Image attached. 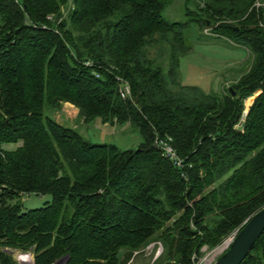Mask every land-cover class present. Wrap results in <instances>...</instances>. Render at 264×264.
<instances>
[{
    "label": "trees",
    "instance_id": "obj_1",
    "mask_svg": "<svg viewBox=\"0 0 264 264\" xmlns=\"http://www.w3.org/2000/svg\"><path fill=\"white\" fill-rule=\"evenodd\" d=\"M170 1L0 0V264H15L8 249L34 264H125L152 242L165 264H191L264 207V7L187 11L251 56L224 93L206 94L178 81L191 48L184 25L163 18ZM156 44L166 70L148 57ZM50 110L129 124L142 143L92 144ZM29 195L49 201L25 210ZM241 264H264V232Z\"/></svg>",
    "mask_w": 264,
    "mask_h": 264
},
{
    "label": "rangeland",
    "instance_id": "obj_2",
    "mask_svg": "<svg viewBox=\"0 0 264 264\" xmlns=\"http://www.w3.org/2000/svg\"><path fill=\"white\" fill-rule=\"evenodd\" d=\"M202 0H196L189 5L186 0H171L163 10V18L169 22L184 25L186 43L191 50L180 59L179 80L181 85L195 87L206 94H220L221 90L228 88L233 82L249 68V54L244 48H230L225 37L213 34L209 30H201L198 26L189 22L187 11H195L197 4ZM71 7V4H69ZM66 13V11H65ZM211 36V37H210ZM216 38L217 40H213ZM215 43V44H214ZM149 59L155 60L166 70L167 47L165 44H156L147 50ZM249 58V59H248ZM255 97V96H254ZM253 97L245 101L246 109L251 105ZM46 116L54 119L64 127L75 129L80 136L92 144H106L118 148L120 151L137 150L142 143V138L136 129L129 124L110 125L102 124L94 120L89 124H81L75 114L70 110L46 112ZM75 127V128H74ZM17 146H6V150H14ZM49 201L48 197H36L29 195L22 198L25 210L40 208ZM15 264H34L32 253L9 250ZM123 252L119 253L122 259ZM21 257L26 260L23 261ZM128 261L132 264H149L151 257L144 252ZM19 259V262H18ZM127 263V264H128ZM165 256L156 264H165ZM126 264V263H125Z\"/></svg>",
    "mask_w": 264,
    "mask_h": 264
},
{
    "label": "built area",
    "instance_id": "obj_3",
    "mask_svg": "<svg viewBox=\"0 0 264 264\" xmlns=\"http://www.w3.org/2000/svg\"><path fill=\"white\" fill-rule=\"evenodd\" d=\"M256 7H264V0H258L256 2ZM129 94L128 86L123 88L121 93V97L124 98V95ZM157 147H159L165 158L169 159L175 166L181 167V160L174 154L171 147L167 143H156ZM241 228L234 230L231 234H229L226 238H224L218 245L215 247L208 249L207 247H203L200 250V255L193 254L191 257V264H214L219 257H221L231 246L236 236L238 235ZM145 255L149 254L151 260L149 264H156L157 261L163 255V247L160 242H152L149 244L143 251ZM139 252L134 253L133 257H136L140 254ZM19 262V259H18ZM133 261L128 264H132ZM20 263V262H19ZM174 264V263H171Z\"/></svg>",
    "mask_w": 264,
    "mask_h": 264
},
{
    "label": "water",
    "instance_id": "obj_4",
    "mask_svg": "<svg viewBox=\"0 0 264 264\" xmlns=\"http://www.w3.org/2000/svg\"><path fill=\"white\" fill-rule=\"evenodd\" d=\"M208 24V23H207ZM232 96H234V93ZM264 232V207L248 218L229 249L214 264H241ZM62 259L55 264H65Z\"/></svg>",
    "mask_w": 264,
    "mask_h": 264
},
{
    "label": "bare ground",
    "instance_id": "obj_5",
    "mask_svg": "<svg viewBox=\"0 0 264 264\" xmlns=\"http://www.w3.org/2000/svg\"><path fill=\"white\" fill-rule=\"evenodd\" d=\"M21 259H22V263H23V261L26 260V257L25 258L24 257L23 258L21 257Z\"/></svg>",
    "mask_w": 264,
    "mask_h": 264
},
{
    "label": "crops",
    "instance_id": "obj_6",
    "mask_svg": "<svg viewBox=\"0 0 264 264\" xmlns=\"http://www.w3.org/2000/svg\"><path fill=\"white\" fill-rule=\"evenodd\" d=\"M74 128H75V127H74ZM127 263H128V262H127ZM127 263H126V264H127Z\"/></svg>",
    "mask_w": 264,
    "mask_h": 264
}]
</instances>
